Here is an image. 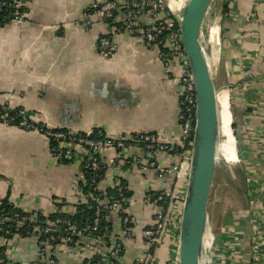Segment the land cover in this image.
Masks as SVG:
<instances>
[{
  "label": "crops",
  "instance_id": "crops-1",
  "mask_svg": "<svg viewBox=\"0 0 264 264\" xmlns=\"http://www.w3.org/2000/svg\"><path fill=\"white\" fill-rule=\"evenodd\" d=\"M92 1L29 0L24 21H0V105L23 110L30 120L51 129L100 128L107 138L127 140L150 132L165 145H175L183 93L178 63L168 64L159 49L147 47L140 36L122 30L112 33L121 18L85 25L81 18ZM108 33L119 46L112 57L97 49L99 38ZM200 41L215 89L229 90L216 96L219 135L224 131L233 159L240 157L243 168L251 162V169L264 180V0H215L205 16ZM219 97L224 99L222 106ZM128 150L155 160L159 168L146 174L128 168L123 173L133 194L128 213L136 224L134 235L124 241L126 262L145 250L141 229L152 214L146 193L165 189L181 200L186 195V182L173 171H162L177 164L174 153L151 155L139 142L131 143ZM115 153L106 151L107 156ZM80 177L75 165L54 160L43 132L0 122V198L9 205L49 217L62 202L77 200ZM245 189L247 194L246 177ZM247 201L249 206L248 194ZM248 216V209L238 213L232 224L242 230L244 249L251 244ZM112 225L118 235L120 218L115 216ZM168 247L158 264L173 260L174 249ZM50 252L47 258L54 257L55 264H86L77 253ZM0 253L2 264H39L41 257L37 238L17 234L8 243L0 237Z\"/></svg>",
  "mask_w": 264,
  "mask_h": 264
},
{
  "label": "built area",
  "instance_id": "built-area-1",
  "mask_svg": "<svg viewBox=\"0 0 264 264\" xmlns=\"http://www.w3.org/2000/svg\"><path fill=\"white\" fill-rule=\"evenodd\" d=\"M187 1L93 0L81 18L87 26L96 19L111 23L121 18V22L111 28L112 33L122 30L140 36L147 47L159 49L160 56L167 60L168 64L172 61L178 63L179 80L183 86L178 110V142L175 145H165L155 133L150 132L139 133L131 140L143 143L144 150L151 155L156 156L165 151L174 153L177 164L173 169L168 171L162 169V171L175 172L177 178L186 182V191L197 113L194 77L181 41L182 13ZM28 2L29 0H0V16L6 14L11 19L22 22L27 17ZM209 38L213 39L212 30ZM97 49L104 57H112L118 52L119 46L112 34L108 33L99 38ZM2 108L5 111L2 114L3 123L12 125L13 118L8 117L7 113L10 107L2 105ZM19 113L24 117L20 122L21 127L41 131L47 136L50 154L55 161L73 164L80 170L77 200L71 204L66 203L59 211L72 215L76 213L77 206L81 203H87L89 200L97 203L94 219L88 227L78 228L72 226L70 221L60 218L54 221L47 219L43 227L35 226L36 234L33 236L38 239L41 252L39 264L56 263L54 257L47 258L50 251L52 254L60 251L73 255L77 253L86 264L95 262L99 264H158L159 258L155 251L162 244L165 245V242L174 249L173 260L169 264H179V234L185 197L184 200L173 198L172 192L165 189L159 192H148L144 197L152 211L150 221L141 229L145 250L128 262L123 258L124 241L134 235L136 224L128 213L130 199L124 196V191H131V188L128 184H123L122 176L128 168H136L142 174L159 168L155 160L130 152L127 139L107 137L92 139L91 131L81 135L78 131L51 129L44 125L37 127L35 122L28 120L27 112L21 110ZM108 149L116 150L115 155L107 156ZM250 163H245L244 166L249 199L250 264H264V180L259 178L258 170L251 169L253 165H249ZM185 165H187V172ZM87 172L90 175L89 186H92L93 191L100 193L101 199L93 193H84L82 186L83 183L86 184ZM109 188H116L118 196L109 195L107 193ZM165 199H169L172 203L170 207L165 206ZM115 216L120 218L121 222L118 235H115L108 225V217L111 221ZM5 221L9 219L0 220V225ZM103 221L106 226L100 229ZM19 224L22 223L19 222ZM61 227H66L67 235L60 236ZM0 231L10 234L9 229H3L1 226ZM97 232L100 233L97 235ZM241 232L242 230L234 226H228L222 235H215L211 239L207 236L210 240L208 251L211 256L208 264H245ZM0 237L4 243L10 241V238L2 234ZM205 251L207 246L203 245L202 262L206 255Z\"/></svg>",
  "mask_w": 264,
  "mask_h": 264
},
{
  "label": "water",
  "instance_id": "water-1",
  "mask_svg": "<svg viewBox=\"0 0 264 264\" xmlns=\"http://www.w3.org/2000/svg\"><path fill=\"white\" fill-rule=\"evenodd\" d=\"M212 1L188 0L181 20V41L194 77L197 113L179 234V264L202 263L208 205L216 169L219 138L217 91L200 41L203 22Z\"/></svg>",
  "mask_w": 264,
  "mask_h": 264
},
{
  "label": "trees",
  "instance_id": "trees-1",
  "mask_svg": "<svg viewBox=\"0 0 264 264\" xmlns=\"http://www.w3.org/2000/svg\"><path fill=\"white\" fill-rule=\"evenodd\" d=\"M227 11V7H224V13H226ZM10 19V17L6 14H2L0 16V21H5ZM19 111L21 110H16V109H12L9 108L7 110L8 113V117L13 118L12 121V125H16L21 127V121L23 120V116L20 115ZM5 113V111L2 108V105H0V122H3V118H2V114ZM29 121L33 122L32 120L28 119ZM34 123V122H33ZM37 125V127H42V123H34ZM24 129H27L25 127H21ZM63 131H67L66 129H61ZM79 134L84 135V132H80ZM236 137L238 139L239 142V136L238 133L236 134ZM90 138L92 139H106V136L103 132L102 129L100 128H95L92 130V133L90 134ZM134 142H138L136 140H128V144L134 143ZM141 144V146L143 147V143L139 142ZM67 162V161H66ZM244 175L246 177V174L244 172ZM85 180H86V184L83 183V190L85 194H89V193H93L95 194L97 197H99L101 199L100 193L98 191H93L92 190V186H89L90 183V175L89 172H87L85 174ZM124 185H127L126 181L122 180ZM107 193L109 195H115L118 196V190L116 188L112 189L109 188L107 190ZM132 192L125 190L124 191V196L128 199H131L132 197ZM156 198V197H155ZM63 205H66V202H62L59 207L61 208ZM97 205V203L94 200H89L87 203H81L77 206V211L75 214H64L60 211L50 215L49 217H45L42 215H37L34 216L33 213H25L11 205H9L5 199L0 198V220H3L4 218L9 219V221H5L4 223H2L0 226L3 229H9L10 234H5L3 231H0V234L4 235L7 238H12L13 236H15V234L20 235L22 237H30L36 234L34 228L35 226H45V221L47 219L50 220H56V219H62V220H68L70 221L72 226H76L78 228L81 227H88L92 224V221L94 219L95 216V206ZM172 205V203L169 201V199H165V206L170 207ZM27 218V219H25ZM25 219V220H23ZM108 225L111 229V231H113V225H112V220L110 221L109 217H108ZM19 222H21L22 224H19ZM106 226L105 221H103V223L100 226V229H102L103 227ZM100 232H97V235ZM67 235V231H66V227H61V232H60V236H65ZM42 238V236H41ZM169 247L168 244L165 242V245L162 244L158 249H156V255L157 258L160 257H166V253L168 252ZM248 254H249V250L247 248H245V255H244V263L248 264ZM3 254L0 253V264H2L3 261Z\"/></svg>",
  "mask_w": 264,
  "mask_h": 264
},
{
  "label": "rangeland",
  "instance_id": "rangeland-1",
  "mask_svg": "<svg viewBox=\"0 0 264 264\" xmlns=\"http://www.w3.org/2000/svg\"><path fill=\"white\" fill-rule=\"evenodd\" d=\"M214 1L215 0H213L212 3H214ZM223 90L228 89L224 88L216 91L221 92ZM219 102L220 106H222L224 99L219 97ZM230 105H232V100ZM231 111H233L232 106ZM221 116H223V114H221ZM232 129L236 140L237 154L240 155L234 117ZM225 138L226 135L224 131H221L217 144L214 184L208 205L207 236L209 239L215 235H222V232H224L226 227L232 226L235 222L234 219H237V214L245 212L248 209L244 168L241 162L242 159H240L241 161H239L240 157H238L237 161L233 159L232 148L227 149L226 141H224ZM209 244L210 240L205 238L204 246H207V251H205L206 255L203 259V264H208L211 259L208 251V247H210Z\"/></svg>",
  "mask_w": 264,
  "mask_h": 264
},
{
  "label": "bare ground",
  "instance_id": "bare-ground-1",
  "mask_svg": "<svg viewBox=\"0 0 264 264\" xmlns=\"http://www.w3.org/2000/svg\"><path fill=\"white\" fill-rule=\"evenodd\" d=\"M232 112V111H231ZM233 134H234V132H233ZM219 141V140H218ZM218 144V143H217ZM235 145H236V143H235ZM186 169H187V165H185V171H186ZM187 172V171H186ZM205 238H207V234H206V236H205Z\"/></svg>",
  "mask_w": 264,
  "mask_h": 264
}]
</instances>
